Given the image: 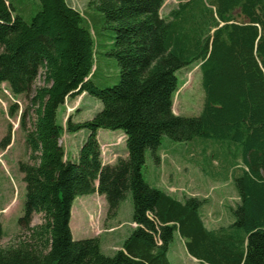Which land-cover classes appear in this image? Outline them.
Returning <instances> with one entry per match:
<instances>
[{
    "label": "trees",
    "instance_id": "1",
    "mask_svg": "<svg viewBox=\"0 0 264 264\" xmlns=\"http://www.w3.org/2000/svg\"><path fill=\"white\" fill-rule=\"evenodd\" d=\"M177 1L165 15L164 0L88 1L114 31L107 54L119 70L115 84L99 87L93 76L100 44L86 11L67 0H39L26 19L29 6L0 0V84L29 102L20 126L32 161L18 162L25 184L18 219L23 236L14 245L0 244V264H171L174 232L199 264H264V0ZM192 64L201 73L203 106L198 116H180L172 109L175 73ZM84 93L97 98L101 109L90 119L68 115L58 124L59 106ZM82 129L88 135L76 160H69L59 139ZM98 129L123 132L126 156L104 164ZM163 136L205 140L202 163L221 156L208 142L230 146V168L222 170L236 166L230 176L238 201L229 207V223L207 227L204 199H178L143 179L146 150L158 163ZM10 137L8 132L0 145ZM95 192L104 196L109 217L131 194L136 226L113 255L102 253L98 237L71 234L73 200ZM35 214L42 222L31 225ZM2 235L0 221V240Z\"/></svg>",
    "mask_w": 264,
    "mask_h": 264
},
{
    "label": "rangeland",
    "instance_id": "2",
    "mask_svg": "<svg viewBox=\"0 0 264 264\" xmlns=\"http://www.w3.org/2000/svg\"><path fill=\"white\" fill-rule=\"evenodd\" d=\"M68 3L85 13V19L94 33L95 43H99L98 71L93 76L94 83L99 86L115 84L119 78L117 62L113 56L107 54L110 37L114 31L103 26L101 15L88 8L89 0H67ZM177 0H164L161 12L163 15L177 5ZM25 4L29 6V12L25 16L30 18L39 8V0H14V5L18 7ZM177 90L173 97V112L180 116L193 117L198 116L202 110L204 93L201 86V73L197 64L188 65L176 71ZM38 79L36 85H40ZM16 105L14 113H8L9 107ZM29 106L28 100L24 95H13L6 84H0V142L10 132V143L5 146L0 145V221L2 224L3 235L0 240L2 246L14 245L23 236V231L18 226V219L24 212L25 184L22 180V173L18 169V162H30L29 150L25 141V131L20 126L22 112ZM101 109L100 101L94 96L84 93L74 99L67 98L64 104L60 105L56 113L58 124H64L65 117L71 115L73 121H83L90 119ZM33 119L32 114L26 117V127L31 128ZM120 130L102 129L98 134L101 149L102 162L107 164L113 155L118 153L123 155L125 143L123 136L119 135ZM88 135V130L82 129L75 133L63 132L60 143L64 148V154L69 160H76L78 150ZM205 140L197 138L190 142H177L167 136H163L158 146L157 154L159 162L154 160L152 152L146 150L145 163L142 167L143 179L151 186L165 190L178 199L185 196H197L204 199L201 206L203 218L209 228L224 225L230 222L233 217L229 213V207L235 205L238 201L235 187L231 180L230 172L223 171V168H230V146L227 143L217 145L214 142H208V145H216L219 148L220 155L218 159L205 160L202 163V155L199 153V146L204 144ZM207 153H209V148ZM223 155V162L220 160ZM226 157V158H225ZM226 163V164H225ZM239 167L241 162L239 159ZM238 168V167H237ZM220 171V173L218 172ZM230 176V178H229ZM106 201V200H105ZM119 215L113 219L109 217L105 205L101 208L102 220L99 223L93 221L90 223V232L95 237L108 231L113 233V237L107 240V247L111 248L110 242L120 240L124 231L133 227V221L129 220L132 216V198L128 193L121 202ZM98 208V203L93 206ZM100 214V211L96 214ZM129 218V219H128ZM42 222V215L35 214L31 225H37ZM108 226H105L106 224ZM135 224V223H134ZM89 234V233H87ZM78 238L77 235H74ZM85 238L86 235H81ZM87 237V236H86ZM115 242V241H114ZM104 253L112 254L109 249H103ZM168 258L171 264H199L196 259L191 258L187 253L184 239L174 232L172 242L168 247Z\"/></svg>",
    "mask_w": 264,
    "mask_h": 264
},
{
    "label": "crops",
    "instance_id": "3",
    "mask_svg": "<svg viewBox=\"0 0 264 264\" xmlns=\"http://www.w3.org/2000/svg\"><path fill=\"white\" fill-rule=\"evenodd\" d=\"M66 118V117H65ZM102 129H98L97 130V139H98V134ZM119 135L123 136L124 138V134L121 131H118ZM99 142V139H98ZM100 144V142H99ZM102 144H100L101 146ZM200 149H199V153L200 154ZM126 156V151L124 150V154H114L113 158L114 159H110L109 162H107V164H114L117 160L118 157H124ZM66 158H68L65 155ZM72 160V159H71ZM106 163V162H104ZM230 178V176H229ZM95 203H98V208L95 209L93 206L95 205ZM105 205V208L107 209V203L105 201V198L103 195H99L98 193H92L89 195H83V196H78L76 197L71 205V209H70V220H69V226H70V230H71V234L73 239H82L83 237L81 235H86L87 237H95V234L92 235V233L90 232V223H92L93 221H96V223H99V221L102 220L101 217V212L102 211V207ZM121 206L122 204L119 205L117 213L114 217H116L117 215H119L120 210H121ZM100 211V214H98L97 218H96V214ZM114 217H110V218H114ZM129 219V218H128ZM132 222V216L129 219ZM205 221V220H204ZM229 223V222H228ZM106 224V223H105ZM205 224L207 225V223L205 222ZM109 224H106L105 226H108ZM136 224L133 223V227L132 228H128L127 230L124 231V235L120 240H112L110 242L111 248L107 247V243H105L107 240H109L111 237H113V233H111L110 231L107 232L106 236L105 233L100 234L98 236L99 242H100V249L102 251V253H104L103 249L106 248L109 249V251H112V254H107L104 253L105 255H113L118 249H120L122 247V243L125 240V238L128 236V234L130 233V231L135 228ZM207 227H209L207 225ZM217 228V226L215 227ZM89 233V234H87ZM77 235L78 238H75L74 235ZM85 236V238H87ZM97 237V236H96ZM115 241V242H114ZM191 258L196 259L194 257L191 256ZM197 260V259H196ZM198 262V260H197Z\"/></svg>",
    "mask_w": 264,
    "mask_h": 264
},
{
    "label": "bare ground",
    "instance_id": "4",
    "mask_svg": "<svg viewBox=\"0 0 264 264\" xmlns=\"http://www.w3.org/2000/svg\"><path fill=\"white\" fill-rule=\"evenodd\" d=\"M123 141H124V138H123Z\"/></svg>",
    "mask_w": 264,
    "mask_h": 264
}]
</instances>
